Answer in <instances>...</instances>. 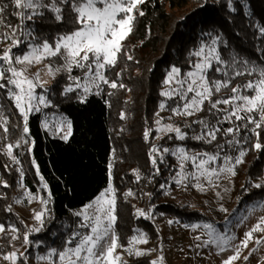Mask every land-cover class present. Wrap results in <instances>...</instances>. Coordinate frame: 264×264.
Returning a JSON list of instances; mask_svg holds the SVG:
<instances>
[{
	"label": "snow or ice",
	"instance_id": "1",
	"mask_svg": "<svg viewBox=\"0 0 264 264\" xmlns=\"http://www.w3.org/2000/svg\"><path fill=\"white\" fill-rule=\"evenodd\" d=\"M146 2L0 0V44L6 45L0 49V90L12 102L23 122L20 137L14 142L9 141L13 127L19 126L10 124V115L6 113H10L11 108L6 109L0 103V140L9 141L0 145V152L13 164L21 163L14 149L29 143L30 115L55 107L49 95L50 89L46 87L49 80H56L57 77L66 79L60 95L75 93L81 103H85L91 95H102L105 89L131 91L121 81L125 69L119 72L114 70L122 57L129 61L133 59L127 51L126 41L133 34L138 18L145 15L141 6ZM227 5L230 11L236 10L233 0H227ZM47 21H53L58 26L55 35L43 30ZM258 29L260 37H264V26H258ZM207 35L210 43L202 41L189 50L187 67L173 64L166 71L163 89L159 93L164 99L159 102V110L154 114L155 128L149 126L144 131L146 142H150L153 132L157 133V140L167 138L184 142L174 143L171 147L158 144L150 147L148 156L154 170L152 177L161 175L160 165H165L175 173L171 176L174 184L184 188L192 186L201 191L205 190V185L208 188L219 187L220 180L236 176L238 166L245 162L250 150L247 145L264 153V61L237 55L226 59L217 47L220 37L211 33ZM34 67L37 70L32 72ZM37 89L43 91L37 92ZM107 95L113 96L115 92L108 91ZM163 111L170 115L162 117L160 112ZM173 117L184 118L183 123H176ZM120 118L126 119L123 111ZM42 126L56 135L63 132L60 138L65 142L72 135V121L64 117L53 115L51 126L48 119L42 122ZM189 140L206 147H189L186 143ZM31 145L34 146V141ZM32 146L27 148L28 153L32 152ZM168 157L175 158L176 163L170 164ZM31 163L40 181L38 193L44 191L47 196L28 190L22 168L16 169L20 175L19 186L25 189L23 196L26 202L31 204L38 201L41 207L33 212L34 224L25 225L26 230L22 235L24 251L13 243L21 239L20 228L14 223L5 225L0 222V235L11 233L9 244L13 250L4 252L3 246H0V260L8 264H32L29 248L33 245L39 248L45 242H36L30 237L45 231L55 220L49 208L52 193L36 159L33 158ZM113 167L114 163L110 160L107 165V186L72 213L77 219L64 224L61 233H51L53 237L61 235V242L58 246L48 245L37 254L34 259L38 264H127L118 250L135 257L150 255L154 251L138 247L149 242L147 233L139 229L135 230L137 235L128 239L127 245L121 242L116 228L118 190L113 183ZM133 174L140 181L139 169H133ZM152 177L149 178L150 182ZM0 184L5 188L10 186L4 181H0ZM252 187L264 188V178L253 183ZM160 188H165V184H161ZM123 195L127 198L135 194L129 189ZM146 195L151 197V193ZM15 203L22 201L16 199ZM260 206L264 207V201ZM5 210L11 212V205ZM219 211L227 213L228 209L220 205ZM135 215L152 218L151 209L145 211L137 208ZM247 219V216L243 217L235 226L239 227ZM20 223L23 224V220ZM168 223L173 221L169 220ZM185 227L193 231L203 230L193 237L200 242L196 247L214 245L218 253L231 250L232 254L223 259L222 264H234L240 260L250 242L256 246L264 244V215L259 216L239 240L235 234L218 231L209 222ZM257 233L261 235H255ZM258 250V247L251 248L243 260L247 262ZM164 259L163 255H158L149 264H164Z\"/></svg>",
	"mask_w": 264,
	"mask_h": 264
},
{
	"label": "trees",
	"instance_id": "2",
	"mask_svg": "<svg viewBox=\"0 0 264 264\" xmlns=\"http://www.w3.org/2000/svg\"><path fill=\"white\" fill-rule=\"evenodd\" d=\"M175 2L147 0L141 6L145 15L138 18L133 34L126 41L127 51L133 59L129 61L122 57L114 70L119 72L125 69L121 81L131 91L105 89L102 95H91L85 103H81L75 93L60 95L67 81L57 77L48 87L55 107L44 109V114L72 121V135L68 141L51 137L44 131L42 113H37L29 118V143L21 146L23 157L18 167L0 152V181L10 185L5 188L0 184V222L5 225L16 224L13 214L5 209L9 205L14 208L15 200L20 199L22 193L17 168H22L25 174L26 188L34 194L38 193L40 181L31 163L33 158L52 193L49 208L55 220L45 231L30 237L36 242H45L39 248L35 245L29 248L32 259L48 245L58 246L62 236L53 237L51 233H61L64 224L77 219L72 213L107 186V165L110 160L114 163L113 183L118 190L116 228L123 244L127 245L128 239L136 235L137 229L147 233L149 242L155 244L159 239L158 229L152 220L155 215L184 224L218 222L200 210H190L186 206L166 201V187L175 173L165 165H160L161 175L152 177L154 170L148 152L154 144L155 132L149 138L150 142H146L144 131L149 126L154 129V114L159 110V102L164 99L159 93L163 89L166 71L173 64L187 67L189 50L202 41L210 43L207 33L220 37L217 47L226 59L237 55L264 61V37H260L258 29V26H264V0H233L235 11L229 10L227 0H183L179 6ZM57 27L53 21H47L43 30L55 35ZM146 40L148 43L145 45ZM5 46L0 44V49ZM108 91H114L115 95L108 96ZM2 93L3 90H0V103L6 109L11 108V112L6 113L10 115V124L19 126L13 127L9 138V141L14 142L21 135L23 122L12 102ZM122 111L126 114L123 120L120 118ZM9 141L0 140V145ZM32 141L34 146L31 145ZM174 143L184 142L165 138L158 145L171 147ZM186 143L195 149L206 147L190 140ZM29 146H32L31 153L27 151ZM246 147L250 150L245 162L238 166L237 175L233 178L232 196L238 211L264 201V188L252 187L253 183L264 178V153L251 149L250 145ZM14 154L19 156L18 148L14 149ZM167 159L170 164L176 163L173 157ZM133 169H139L140 181L136 180ZM161 184H165V188L161 189ZM129 189L135 195L125 198L123 194ZM146 193H151V197ZM137 208L145 211L151 209L152 218L137 217ZM10 235H1L0 246H3L4 252L11 249ZM149 262V258L142 257L132 259L129 264Z\"/></svg>",
	"mask_w": 264,
	"mask_h": 264
},
{
	"label": "rangeland",
	"instance_id": "3",
	"mask_svg": "<svg viewBox=\"0 0 264 264\" xmlns=\"http://www.w3.org/2000/svg\"><path fill=\"white\" fill-rule=\"evenodd\" d=\"M176 4L179 6L183 2V0H175ZM142 36H144L142 34ZM148 43L146 40L145 45ZM144 45V46H145ZM37 69L34 67L31 69L32 72H35ZM44 79H48V77H44ZM54 80H49L48 88ZM42 89H37V92H42ZM42 122L45 119H48L51 126L52 117L51 115L44 114V110L42 112ZM37 114V113H33ZM31 114V115H33ZM30 115V116H31ZM162 117L167 118L170 113L167 111L160 112ZM59 118V117H57ZM182 117H173V120L176 123L183 121ZM167 122V120H165ZM42 125V123H41ZM155 128V123H154ZM42 129L44 127L42 126ZM51 137L60 138L63 135L61 132L59 135L54 134L52 131H46ZM157 133L155 132V137ZM61 139V138H60ZM63 140V139H62ZM64 141V140H63ZM160 140L154 138V144H158ZM175 159V158H174ZM16 165V164H14ZM18 167V165H16ZM233 178L230 179H222L219 181V187L208 188L205 185V190L201 191L195 187L189 186L184 188L182 186H177L170 180L169 185L166 187V201H171L178 203L181 206H186L190 210H200L207 215L216 219L217 223H213L218 231H223L228 235L235 234L239 239L243 238V233L247 231L253 224L256 223L257 218L261 215H264V207H261L260 203L251 205L249 207L244 208L241 211L236 209V201L232 196L233 189ZM39 186V185H38ZM172 186V187H170ZM25 189H21L20 200L22 203H16L12 210L15 211V215L13 214V218L15 219L16 225L20 228L21 239L13 242L20 251H24L22 247V235L26 230L25 225H33L34 220L32 219L34 210H39L41 205L38 201H33L31 204H28L23 196ZM219 193V195H217ZM39 195L46 196V192L41 191L38 193ZM220 205H223L228 212L219 211ZM254 209V211H252ZM251 212V215L249 214ZM248 217L243 223L239 224V227L235 225L241 221L243 217ZM219 219V220H218ZM23 220V224L20 221ZM154 224L156 225L159 232V239L157 242L143 245H138L141 249H153L150 255L142 256L149 258L150 261L157 259L158 255L164 256V264H222V260L226 259L228 255H231V250H227L223 253H218V249L214 245H209L205 247H196V244L200 243L193 239L194 236L200 235L202 233V229H197L193 231L190 227H185L186 225L178 220L172 218H159V216L155 215L152 218ZM172 220L173 223L169 224L168 221ZM202 224V223H195ZM138 233H136L137 235ZM255 235H261V233H257ZM1 238V235H0ZM205 239L207 237H204ZM258 247V251L255 252L252 256L249 257V260L245 262L243 260V256L248 255V251L253 248ZM12 246L10 251H12ZM124 259L127 261V264L134 258H142L135 256H128L127 253L122 252ZM0 264H8L3 260H0ZM32 264H38L35 259H32ZM234 264H264V244L260 246H256L254 243H249V248L245 249L241 254V259L234 262Z\"/></svg>",
	"mask_w": 264,
	"mask_h": 264
},
{
	"label": "built area",
	"instance_id": "4",
	"mask_svg": "<svg viewBox=\"0 0 264 264\" xmlns=\"http://www.w3.org/2000/svg\"><path fill=\"white\" fill-rule=\"evenodd\" d=\"M18 154H19V156H18L19 159L23 157V152H22L21 147L18 148ZM11 213H14V216L16 217V215H15L16 213H15L14 210H12ZM16 218H17V217H16Z\"/></svg>",
	"mask_w": 264,
	"mask_h": 264
}]
</instances>
